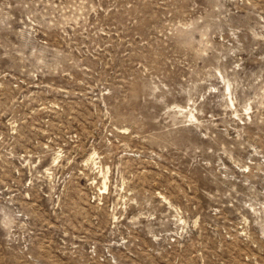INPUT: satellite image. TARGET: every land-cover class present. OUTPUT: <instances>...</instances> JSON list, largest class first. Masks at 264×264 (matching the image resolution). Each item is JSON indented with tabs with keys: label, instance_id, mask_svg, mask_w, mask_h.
Wrapping results in <instances>:
<instances>
[{
	"label": "rangeland",
	"instance_id": "obj_1",
	"mask_svg": "<svg viewBox=\"0 0 264 264\" xmlns=\"http://www.w3.org/2000/svg\"><path fill=\"white\" fill-rule=\"evenodd\" d=\"M0 264H264V0H0Z\"/></svg>",
	"mask_w": 264,
	"mask_h": 264
}]
</instances>
